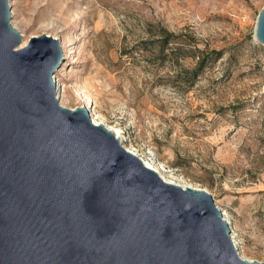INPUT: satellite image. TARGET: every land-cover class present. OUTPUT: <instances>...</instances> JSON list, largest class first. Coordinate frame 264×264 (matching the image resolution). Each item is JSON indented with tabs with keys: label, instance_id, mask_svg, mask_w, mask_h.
<instances>
[{
	"label": "rangeland",
	"instance_id": "obj_1",
	"mask_svg": "<svg viewBox=\"0 0 264 264\" xmlns=\"http://www.w3.org/2000/svg\"><path fill=\"white\" fill-rule=\"evenodd\" d=\"M10 5L24 40H59L65 107L83 106L76 90L89 94L124 145L209 192L241 257L264 262V45L255 37L264 0Z\"/></svg>",
	"mask_w": 264,
	"mask_h": 264
},
{
	"label": "water",
	"instance_id": "obj_2",
	"mask_svg": "<svg viewBox=\"0 0 264 264\" xmlns=\"http://www.w3.org/2000/svg\"><path fill=\"white\" fill-rule=\"evenodd\" d=\"M23 40L0 0V264H264L239 255L209 192L166 182L88 108L60 104L59 40Z\"/></svg>",
	"mask_w": 264,
	"mask_h": 264
},
{
	"label": "bare ground",
	"instance_id": "obj_3",
	"mask_svg": "<svg viewBox=\"0 0 264 264\" xmlns=\"http://www.w3.org/2000/svg\"><path fill=\"white\" fill-rule=\"evenodd\" d=\"M24 39H25V35H24ZM28 39V38H27ZM27 40H23V43H22V47L25 46L27 44ZM55 84H56V87H57V97H58V100L60 102V104L62 106H65V98H66V89H65V86L64 84L61 82L62 80H59L57 77H55ZM76 95L78 97V99L83 103V106H85L86 108H88V110L91 112L92 114V118H93V121L95 124H103L106 126V128H108L111 132L114 133V135L121 141V144L129 151H132L134 152L135 154L139 155L136 151H134L132 149V147H128L127 145H124V136L121 132V129L119 128H115V127H111L109 126L106 121L99 116V118L97 116H95V114L93 113V100L92 98L89 96V94H87L86 92H80L79 90H76ZM140 156V155H139ZM141 157V156H140ZM142 158V157H141ZM145 165L155 171L158 172V174L161 176V178H163V180H165L166 182L168 183H173V184H178V185H181L182 187H192V185L188 184L187 182H181L179 180H177V178H175L174 176L171 175V178L170 177H167L165 175V172H166V168L164 167L163 164H161L160 162H155L154 160L150 161V160H146L144 158H142ZM193 188V187H192ZM196 189V188H195ZM224 217L226 219V221L228 222L229 226L231 224L229 218L226 216V213L224 214ZM232 230V229H231ZM232 239L237 247V250L239 249L238 248V243H237V240L235 239V236L233 235V231H232ZM241 254V253H240ZM239 254V255H240ZM241 256V255H240ZM244 259V258H243Z\"/></svg>",
	"mask_w": 264,
	"mask_h": 264
},
{
	"label": "trees",
	"instance_id": "obj_4",
	"mask_svg": "<svg viewBox=\"0 0 264 264\" xmlns=\"http://www.w3.org/2000/svg\"><path fill=\"white\" fill-rule=\"evenodd\" d=\"M172 35H170V34H167V37H171ZM201 63L203 64L204 63V58H202L201 60Z\"/></svg>",
	"mask_w": 264,
	"mask_h": 264
},
{
	"label": "built area",
	"instance_id": "obj_5",
	"mask_svg": "<svg viewBox=\"0 0 264 264\" xmlns=\"http://www.w3.org/2000/svg\"><path fill=\"white\" fill-rule=\"evenodd\" d=\"M91 113V112H90ZM91 116H92V114H91Z\"/></svg>",
	"mask_w": 264,
	"mask_h": 264
}]
</instances>
